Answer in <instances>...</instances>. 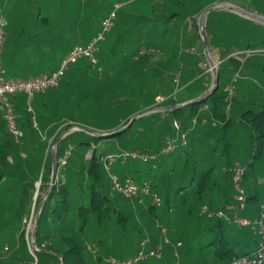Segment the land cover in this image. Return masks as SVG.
<instances>
[{
  "label": "trees",
  "instance_id": "1",
  "mask_svg": "<svg viewBox=\"0 0 264 264\" xmlns=\"http://www.w3.org/2000/svg\"><path fill=\"white\" fill-rule=\"evenodd\" d=\"M144 6L148 10L139 12L138 21L142 23L139 32L152 30L154 33L149 34L146 52L140 54V50L137 51L139 54L137 53L135 60L142 59V70L145 68L149 70L155 59L160 68L158 78L161 77V86L164 90L159 94L163 100L154 108L127 114L122 122L115 126L92 131L101 134L117 132L139 114L195 100L204 95L211 86L208 82L205 84L199 68L201 64L207 65V60L198 31V19L211 3L208 0H144ZM217 14L209 13L205 26L208 51L211 56L216 51L220 61L217 69L218 85L213 94L201 102L179 109L153 112L139 117L125 129L107 137L80 131L70 133L61 139L56 152V178L37 222L38 251L34 252V255L30 253L26 243L23 220L30 213L31 201L28 194L30 190L35 191V183L39 176L32 177L28 182L26 169L34 166L38 170L37 175L41 176L35 201L37 210L43 199L40 193L44 189L46 193L51 185V155L50 151H47L48 146L42 143L37 130L32 126L31 115L26 110V96L24 94L8 96L21 131V138L20 142H15L0 122L1 201L4 200L3 193L6 188L13 187L12 194L16 195L13 210L0 221V244L4 240L7 243L20 240L24 259L22 264H61L60 258L63 259V264H90V257L86 252L88 243L95 244L101 250L99 255L93 258L95 263H105V259L111 257L107 241L109 228L113 229L112 237H115L117 231L121 233L119 238H112L120 242L113 248L116 260L133 257L137 253L139 243L145 234L142 233V228L138 227L131 200L126 199L130 206L127 213L115 207L109 190L111 185L108 173L104 168L107 163L110 173L117 175L121 180L130 177L137 184L148 183L151 191L161 199L160 206H157L150 198L145 197L144 210L150 217L152 225L165 228L167 234L173 231L171 237L174 247L176 243H181L177 252L182 257V264H230L233 259L249 256L256 250L257 246L250 250L246 242L243 247L240 242H235L237 233L225 220L215 215L209 217L202 214L203 207H207L208 213L218 211L228 213L227 208L234 201L231 169L235 160L229 158L231 145L227 137L230 130L236 129V121L231 114L235 98L232 96L229 99L227 92L219 87V80L225 68L221 64L226 62L233 69L240 67L238 55H233L231 50L240 52L264 50V26L238 16H234L237 22L233 24L235 32L233 35L238 36L239 41L232 42V38L226 37L224 33L223 38L218 39L211 26V20ZM38 18L45 20L42 17ZM188 19L192 21L191 30L195 32L194 37L200 45V52L194 49V54H191L190 50L187 53L183 51L187 44L183 43L181 32ZM43 22L46 23L47 20ZM32 58L33 60L31 58L27 60L31 59L33 67L42 65L45 60L43 55ZM100 63L99 61V65ZM28 66V63L20 66L19 72L7 68V79L27 80L41 76V72L35 71V68L29 72ZM95 69L92 65L84 67L86 73L94 71L98 74ZM66 74L58 88L62 82H66ZM72 77L69 76L70 79ZM166 81L167 87L163 85ZM180 91L183 97H176ZM91 96L88 94L86 98L89 99ZM101 110L104 112L102 107ZM105 112L107 113L105 121L109 122V112L107 110ZM250 113L245 111L240 119L245 121L244 117ZM43 120L41 117L39 122ZM174 121L181 124L179 133L185 134V145L182 144L180 137H177ZM65 122L67 123L64 121L60 124L58 137L73 127L84 128L75 122L70 124ZM249 123H252V127L258 133L255 137L257 140L255 152L251 160L245 164L246 209L259 202L257 192L246 188V185L248 171L255 168L254 160L258 153L264 152V118L255 117ZM37 125L39 126L38 122ZM170 138H175L177 147L173 152L162 155L160 150L163 141ZM29 144L31 147L28 149ZM105 146L111 147L110 152ZM69 147H72L73 153L70 151L65 164L62 165L63 149ZM88 151H91L89 157L86 156ZM133 151L151 154L157 159L142 162L125 156L126 153ZM109 156L114 157V160L110 161ZM3 227L8 229L6 237L2 232ZM127 235L129 246L125 244L127 240L122 241ZM159 240H154L150 246L154 247ZM134 246H137L136 249ZM171 253L166 264H172L174 258L172 259ZM193 253L198 257L191 263L187 257ZM159 260L157 264H160ZM0 264L9 263L1 261Z\"/></svg>",
  "mask_w": 264,
  "mask_h": 264
},
{
  "label": "rangeland",
  "instance_id": "2",
  "mask_svg": "<svg viewBox=\"0 0 264 264\" xmlns=\"http://www.w3.org/2000/svg\"><path fill=\"white\" fill-rule=\"evenodd\" d=\"M147 10L144 6V0H0V35L3 38L2 54H4V58L9 54L14 58L22 56L33 60V56L43 55L45 57L43 62L46 61L43 66L51 70H55L59 66L62 57L71 48L76 45H85L91 37L96 35L101 30L102 21L106 17L111 13L116 15L113 27L105 33L104 40L99 43V51L96 57L101 62L100 73L97 69L95 71L98 74L94 71L86 73L84 67L90 64L86 59H81L68 69L66 72L67 80L62 82L59 88H51L34 97L36 99L32 105L33 109L35 108L34 114L39 123L37 135L42 139V143L48 146L47 151H51L55 147L54 143L61 128L60 124L64 121H67L66 124L75 122L84 128L101 131L107 126H115L122 122L129 113L145 108H154L161 102V98L157 97V102L154 104L155 94L162 93L164 90L161 86V77L158 78L160 68L155 59L153 58L152 68L149 70L147 68L142 70V59L135 60L137 51L140 50V54L146 52L149 34L154 33L152 30L139 32L142 25L138 21L139 12H147ZM198 49L199 47L195 50L200 52ZM237 55L241 61L240 67L237 69H233L226 62L221 64L225 68L219 80V87L224 89L227 94L229 93L227 86L233 91L232 95L235 101L231 114L235 118L236 129L228 132L227 140L231 145L229 158L235 160L233 166L237 164L244 168L255 152L257 141L255 137L258 133L249 121L255 117L257 119L264 118V50H247L237 53ZM31 59L29 60L31 61ZM214 62L217 70L220 61L214 60ZM199 68H201L204 79L212 86L213 74L209 64H201ZM69 76L73 77L70 79ZM163 85L167 87L168 82L166 81ZM182 91L176 97H183ZM88 94L92 95L89 99L86 98ZM37 99H40L38 103L36 102ZM105 110L109 112V122L105 121V114H107ZM245 111L251 113L244 117L246 118L244 121L240 119V116ZM228 112L230 114L231 111ZM41 117L44 118V122H39ZM160 119L161 117L158 118V121ZM0 122L6 129L3 113H0ZM29 145L28 149L31 147V144ZM105 147L110 152L111 147ZM70 151L73 153L72 147L63 149L62 160H67ZM90 154L91 151H88L86 156L89 157ZM254 162L255 168L248 171L246 188L257 192L259 202L240 212V215L249 219H261L263 216L262 221L264 223V152L258 153ZM246 171L245 167L244 174ZM37 172L38 170L34 166L26 169L28 182L31 181L32 177L39 176V180L35 183V191L30 190L28 194L31 207L29 215H26L27 222L23 224L26 229V243L32 255L34 252L31 236L37 212L35 201L37 200L41 177L37 175ZM244 186L243 178V189H245ZM110 187L109 190L116 208L127 213L130 206L126 199L132 201L133 213L136 222L139 224L138 227L142 228V233L145 234L144 238L149 239L151 244L154 240L160 239L157 244L163 247V258H160L159 263L166 264L170 260V253L174 247V241L171 237L173 231L171 232L172 235L167 234V231L163 234L162 228L152 225L150 217L144 210V197L126 198ZM11 189L6 188L3 193V201L0 197V221L7 217V213L13 210V205L16 204L14 201L16 195L12 194ZM45 191L44 189L40 193V197H44ZM235 203L237 202L234 199L232 205ZM32 212L33 221L29 223L28 219ZM229 226L235 229L237 233L234 238L235 242H240L241 247L246 242L248 249H255L259 240L257 235L253 234L249 228L240 229L233 225ZM2 232L6 237L8 229L3 227ZM112 232L113 229L109 228L107 241L111 257H107L105 263L102 264H107L109 260L116 258L113 248L120 242L118 243V239L113 240L112 238H119L121 233L117 231L115 237H112ZM128 239V235L127 238H122V241L127 240L125 243L127 246L130 245ZM21 246L20 240H16L14 243L2 241L0 244V262L22 264L24 259ZM136 247L133 248L136 249ZM237 250L240 251L241 249ZM100 251L95 244H87L86 252L90 257V264H96L93 258L99 255ZM171 256L172 259L174 258L172 264L177 262L182 264V257L179 253L178 258L174 257V251ZM196 257L198 256L193 253L187 259L192 263ZM157 260L150 258L141 264H157Z\"/></svg>",
  "mask_w": 264,
  "mask_h": 264
},
{
  "label": "built area",
  "instance_id": "3",
  "mask_svg": "<svg viewBox=\"0 0 264 264\" xmlns=\"http://www.w3.org/2000/svg\"><path fill=\"white\" fill-rule=\"evenodd\" d=\"M115 17V13H111L108 17H106L102 21L101 30L96 35L91 37V39L85 45H76L71 48L70 51L61 59L56 70L50 72L46 76L27 80L7 79L6 71L3 68L1 62L3 38L2 35H0V105L2 106L3 119L6 125V129L15 142H20L21 131L16 123L13 106L8 100V96L17 94H24L26 96V110L31 115V123L33 128L35 130H38L36 117L31 105V100L34 95L37 93L45 92L51 88H57L63 80L68 69L81 59H86L89 64L96 68L100 73L101 69L96 54L99 51V43L104 40L105 33L113 27V21ZM187 27L189 30L192 29V21L190 19L187 20ZM189 52L191 54H194L195 50L191 49ZM227 90H229L228 95L230 99L233 96V91L228 86ZM160 100L162 101V99ZM173 126L177 132V137L179 136L182 144L185 145V134L179 133L181 124L177 121H174ZM163 144L164 146L160 150V153L162 155H167L173 152L177 147V141L175 140V138L166 139ZM125 156L131 159H139L142 162H148L157 159V157L154 155L142 154L138 151L126 153ZM109 160H114V157L109 156ZM65 161L66 160H62L61 164L64 165ZM104 168L108 173L111 187L115 192L131 199L137 197H148L152 200L153 204L160 206L161 199L156 193H153L151 191L148 183L143 182L137 185L130 177H126L125 179L121 180L117 175L110 173L108 163L104 165ZM244 168L235 164L231 169L232 186L235 192L234 199L237 203L228 206V213L223 211H218L217 213H208L207 207H203L202 214H207L209 217H213L215 215L216 217L225 220L227 224L236 226L240 229L249 228L253 234L258 236L259 240L256 250L249 256H243L233 259L230 264H264V223L262 221L263 216H261V219H249L240 215V212L246 210V192L245 189L242 188ZM32 221L33 212L28 219L29 223H31ZM26 222L27 218L25 217L23 223ZM162 233H166L165 228H162ZM164 241L166 242V240ZM150 245V240L144 238L139 243L137 253L133 257H129L124 260L111 259L109 260V264H141L142 262L150 258L160 259L163 252L162 245L157 244L154 247H151ZM179 246H181V243H176L174 247V257L176 258H178L177 248ZM176 264L179 263L177 262Z\"/></svg>",
  "mask_w": 264,
  "mask_h": 264
},
{
  "label": "water",
  "instance_id": "4",
  "mask_svg": "<svg viewBox=\"0 0 264 264\" xmlns=\"http://www.w3.org/2000/svg\"><path fill=\"white\" fill-rule=\"evenodd\" d=\"M216 11H229V12H232V13H235L243 18H246L250 21H253L254 23H257V24H260L262 26H264V17L263 16H260V15H257V14H254L250 11H247L245 9H242L240 7H236V6H233V5H228V4H225V3H222V4H217V5H214V6H211L207 9H205L202 14L200 15L199 19H198V28H199V34H200V37H201V40H202V43H203V53L205 55V58L207 60V63L209 64V66L211 67L212 69V74H213V80H212V86L211 88L204 94L202 95L201 97L195 99V100H192V101H189V102H185V103H182V104H178L176 106H173V107H167V108H155L151 111H148V112H145V113H142V114H139L135 117H133L129 123L124 126L122 129H120L119 131L125 129L127 126H129L134 120L138 119L139 117H142V116H145L147 114H150V113H153V112H156V111H166V110H173V109H179V108H182L186 105H189V104H192V103H196V102H201L203 100H205L206 98H208L211 94L214 93V91L217 89V85H218V77H217V70H216V63L214 62V60L212 59L209 51H208V41H207V35H206V18H207V15L209 13H212V12H216ZM80 131H83V132H86L88 134H91V135H95V136H100V137H107V136H110V135H113L117 132H113V133H110V134H101V133H98L96 131H92L90 129H85V128H81L79 126L77 127H73L71 129H68L67 131H64L55 141L54 143V146L51 151H50V155H51V185L49 187V189L47 190V192L45 193L42 201L40 202L39 206H38V209H37V212H36V217H35V223H34V229H33V232H32V250L33 252H37V247H36V229H37V222H38V218H39V215H40V212H41V209L43 207V204H44V201L46 200V198L48 197L52 187H53V184H54V181H55V178H56V173H57V161H56V152H57V146L59 144V142L61 141V139H63L65 136H67L68 134L70 133H73V132H80ZM61 259V264H63V259Z\"/></svg>",
  "mask_w": 264,
  "mask_h": 264
},
{
  "label": "crops",
  "instance_id": "5",
  "mask_svg": "<svg viewBox=\"0 0 264 264\" xmlns=\"http://www.w3.org/2000/svg\"><path fill=\"white\" fill-rule=\"evenodd\" d=\"M208 1L211 3V6L225 3L228 5L240 7L242 9H245L247 11L254 13V14H257V15L264 17V0H208ZM216 13H218V14L215 15L213 17V19L211 20L212 31L216 34V37L218 39H222L223 38L222 33H224L226 35V37L230 36L232 38L231 39L232 42H234V41L238 42L239 41L238 36L235 37L233 35V33H235L234 28H233V24L237 22L234 16H238V17H241V16H239L235 13L229 12V11H216ZM243 19H246V18H243ZM194 33L195 32L193 30L188 29L186 24L184 25L183 31L181 32V34L183 35V43L187 44V46H185V48L183 50L185 53H187L191 49H197L198 47H200L198 40L194 37V35H195ZM231 53L233 55H237V53L239 54L240 51L231 50ZM212 56H213L212 58L214 60H219V56H218L216 51L213 53ZM1 62H2L3 68L6 71V76H7V68L10 70L14 69V70H17L19 72L20 69H18V68L22 65L23 66L27 65V63L29 64V66L27 67L28 68L27 70H29V72H31V70H34V68H35V71L41 72L40 77L46 76L50 72H52L51 69L43 66L44 64H46L45 63L46 61L43 62L42 65H39L37 67H33L32 61H28L25 57H21V56L14 58L12 56H9V54H8L4 58V54H2ZM5 66H6V68H5ZM20 75H22V74H20ZM205 84H207L206 79H205ZM157 97L161 98L163 100V97L159 93H157L155 96V99H154V104L157 102L156 101ZM35 99H33V103H34ZM39 101H40V99L36 100V102H39ZM32 108H33V106H32ZM0 111L2 112V106L1 105H0Z\"/></svg>",
  "mask_w": 264,
  "mask_h": 264
}]
</instances>
